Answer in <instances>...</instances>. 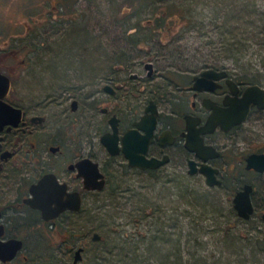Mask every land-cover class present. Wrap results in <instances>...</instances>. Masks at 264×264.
<instances>
[{
	"label": "rangeland",
	"instance_id": "374dc122",
	"mask_svg": "<svg viewBox=\"0 0 264 264\" xmlns=\"http://www.w3.org/2000/svg\"><path fill=\"white\" fill-rule=\"evenodd\" d=\"M197 1L64 0L65 9L79 16L77 23L64 21L69 30L54 36L64 19L57 11L49 20V40L41 45L40 57L29 58L28 47L36 42L37 33L43 34L47 22L43 10H36L37 3L29 6L31 0H0V59L13 79L18 95L13 100L29 107L41 98L68 95L67 90L84 84L85 78L106 81L121 72L123 63L118 56L122 54L138 55L141 58L136 57L137 63L140 59L156 61L157 77L147 81L148 87L140 85L139 95L155 85L166 92L174 90L163 74L189 75L186 69L207 65L227 67L236 80L241 81L244 75L245 85L264 87V0H223L226 4ZM231 6L236 12L229 15ZM177 7L186 8L188 13L175 14L177 24L171 30L166 25H143L149 18L161 21L163 12L170 13ZM227 15L233 20L227 24V33L221 34L219 27L225 26L222 23ZM240 15L242 19H238ZM137 20L149 40L138 45L132 42L138 38L134 30L122 31ZM232 36L238 46L247 45V50L225 51L215 46L220 38ZM27 40L30 43L25 48ZM15 52L19 54L14 56ZM139 64L126 74L140 73L148 80L147 71ZM51 111L49 125L40 134L64 147V166L78 148L89 147L93 141L98 144L94 129L77 125L87 122L84 111L76 118L61 105H54ZM256 120L258 123H246L237 132L251 149L264 145V114ZM260 140L263 144L258 143ZM91 153L103 159L107 156L100 144L96 150L91 148ZM48 162L50 166L55 164L54 160ZM109 163L122 186L118 195L110 199L87 195L81 214L69 215L70 227L65 233L60 225L61 229L27 236L28 247L10 264H74L69 246L63 245L65 234L70 236V245L79 241L85 244L80 264H264V173L241 167L231 171L225 185L210 187L201 174L181 170L139 174L128 171L121 159L111 158ZM63 175L74 188L80 186L71 173L65 171ZM245 180L256 187L257 212L247 220L234 213L232 204L235 189ZM95 232L102 235L101 241L92 240Z\"/></svg>",
	"mask_w": 264,
	"mask_h": 264
},
{
	"label": "flooded vegetation",
	"instance_id": "af4514ba",
	"mask_svg": "<svg viewBox=\"0 0 264 264\" xmlns=\"http://www.w3.org/2000/svg\"><path fill=\"white\" fill-rule=\"evenodd\" d=\"M31 1L33 4L27 2L28 5L34 6L37 3L36 10L39 8L43 10V16H45L47 21L43 24L45 26L43 28L44 34L41 37L37 36V39L44 40V36H46L47 40L49 38L48 34L50 33L48 26L49 20L51 16L55 17L54 14L59 11L57 8L61 3L65 7L64 0H57L55 3L54 1L56 0ZM74 6H77L76 3ZM177 9L182 10L179 7ZM64 10L67 11V9ZM62 11L63 9L59 11V14ZM33 14H29L30 19L33 18ZM162 15L163 18L161 21L149 18L148 22L143 25L147 28L155 24L159 26L166 25L171 30L177 24V21L174 20L177 15L172 14L170 18L169 11L163 12ZM30 23L32 25L31 21ZM131 29L134 30V33L141 31L142 23L137 20V22L132 24ZM28 43H30V40L26 41L27 45L25 48L28 46ZM32 47H28L29 58L40 57L39 49L34 50ZM21 50L24 49L21 48ZM17 54L19 53L15 52L13 55L17 56ZM141 61L139 60V64L135 59L134 61L130 58L123 60L121 61L123 64L119 66V71L121 72L108 77L106 81L97 80L96 78L95 80L85 78L83 80L85 82L84 84L73 85L72 88H69L67 90L68 95L65 93L54 97L51 95L50 98L49 96L47 98H41L38 104L27 107L13 100L14 97L18 96L14 92L13 79L9 71L3 68V63L0 59L1 72L4 75H8L12 81L11 89L3 98V101L15 107L22 108L24 112L18 126L7 123L0 130V239L8 241L16 238L24 241V248L18 253L16 258H19L22 255L21 253L24 252V249L28 247L27 236H34L38 232L44 234L46 231L49 232V229H61L60 225L63 227L65 233L66 228L70 227V223L68 222L69 215L81 214L87 195L91 194L93 197H100L109 193L110 184L108 181L110 174H112V165L109 163L111 158L121 159L128 171H135L139 174H144V172L150 173L152 171L173 173V171L181 170L182 172H188L192 160L196 162L197 168L205 164L219 171L218 177L222 183L217 186L225 185L227 180L231 178V171L238 170L241 167H244L252 173H261L257 170L247 169L246 165L247 156L255 154V152L264 153V145H258L255 149H251L249 144L245 142V137L237 133L243 129L246 123H258L256 122V117L264 114V110L260 109L258 105L253 104L246 121L232 127L228 131L222 126H218L213 132H203L214 111V108L210 107L209 104H215L219 108L226 109L229 106L225 101L241 99L245 88L249 85H245L244 82L236 80L227 67L207 65L195 70L186 69L185 72L190 73L189 75H183V73H176L177 75L175 76L163 74L167 85L175 86L174 90L166 92L164 89L162 90L155 85L147 88L141 92L142 95H139L140 85L148 87V84H146L147 81L150 82L151 79H156L158 74L156 61ZM148 62H153L155 70V74L151 77L147 72L148 80L142 79L140 73L126 74L136 64H139L138 67H144L147 71L146 64ZM210 68L217 71H225L227 74L224 77L211 80L212 82L209 81L210 79H207V88L205 89L199 90L195 88L196 76L200 77L203 72ZM230 79L234 80L238 85V96H235L234 92L231 91L229 85ZM106 86H109L110 89H107ZM75 101L77 102L76 108H74ZM152 101L158 110L156 116L157 122L153 137L150 139L151 141L148 145L146 157L148 159L156 157L161 161H166V163L155 169L143 170L134 166L131 167L125 152L120 151L118 155L109 153L106 146L101 142V137L112 130L110 118L116 116L119 120L118 130L121 147H123V137L130 131H132L136 138H142V136L146 135L147 131L143 128L141 129L137 123L141 122L142 117L146 114V110ZM54 105L55 107L56 105L63 106V110L73 118L78 117L81 114L80 112L84 111L87 122L83 124L82 121L77 122L75 120L77 125L83 128L94 129L99 138L98 144L93 141V143L90 142L89 147L78 148L75 157L67 163V166H64V147L57 142L48 141V138L42 137L40 134L45 126L49 125L48 121L51 118V112H53L51 110ZM201 140L206 147L213 148V153L217 154V156L204 160L198 156L197 151L189 148L188 143H190V146L196 145ZM42 143L46 146L43 147L41 145ZM258 143L263 144V140L258 141ZM99 144L107 155L104 159L91 153V148L96 150ZM87 157L100 165L101 171L106 176L105 189L93 190L84 187V178L79 175L80 170L76 166V163ZM48 159L49 161L54 160L55 164L50 166ZM70 165H74L76 168L71 169ZM65 171L71 173L76 180L78 179L79 188H74L71 182L67 180L63 175ZM46 174L55 175L61 184L67 183L70 191H79L81 193L83 206L80 211L76 212L67 209L55 219L47 220L43 217V212L39 207L32 206L30 201L34 197V193L31 190L32 186L38 184ZM200 174L205 177L206 181V176L202 172L197 173V175ZM246 183L253 185L251 198L252 203L255 202L256 187L254 183L248 180L243 181L235 189L232 197L234 213H237L234 204L235 195ZM209 186L215 187L216 185ZM254 207L255 213L257 212L256 203H254ZM65 237L63 245L69 246V255L74 263L75 251L80 249V247H84L85 252L86 246L85 244H81V241L74 246L70 245V236L65 234ZM4 263L10 264L12 262Z\"/></svg>",
	"mask_w": 264,
	"mask_h": 264
},
{
	"label": "water",
	"instance_id": "95a60500",
	"mask_svg": "<svg viewBox=\"0 0 264 264\" xmlns=\"http://www.w3.org/2000/svg\"><path fill=\"white\" fill-rule=\"evenodd\" d=\"M147 72L149 76H153L155 73L153 62L146 64ZM227 73L225 71H217L213 68L207 69L202 75L196 76L195 88L199 90L207 88V79L209 81L224 77ZM137 76V75H136ZM12 81L8 75H4L0 70V130L3 129L5 124L9 123L18 126L19 121L23 117V110L20 107L4 102L3 98L10 91ZM231 91L235 96H238V85L234 80H229ZM110 89L109 86H106ZM244 94L241 99H230L225 101L229 106L228 108H219L215 104H209L214 108L212 116L209 118L206 128L203 132H213L218 126H222L225 130H230L236 125L242 124L246 121L250 114V109L253 104L264 110V88L257 83H253L245 88ZM76 101L74 108H76ZM157 108L152 103L148 106L146 114L142 117L141 122L137 125L147 131L146 135L142 138H136L132 131L128 132L123 137V147L120 146L119 141V120L116 116L110 118V125L112 130L101 137V142L106 146L109 153L112 155L120 154V151L125 152L126 158L129 160L130 166H134L141 169H155L162 166L166 161H161L154 157L148 159L146 153L148 152V145L150 139L153 137L154 128L157 122ZM191 150L197 151L198 156L204 160H208L211 157L217 156L213 153V148H208L204 143L199 141L196 145L188 143ZM55 150V148H53ZM76 166L79 167V175L84 178V187L86 189L103 190L106 187V176L100 169V165L94 162L91 158L87 157L82 159ZM76 166L70 165L71 169H75ZM247 169L257 170L264 173V153L250 154L247 156ZM190 174H197L202 172L206 176V182L209 185H221V181L218 177L219 171L212 166L203 165L197 168L196 162L191 160L189 171ZM34 193V197L31 201L32 206L39 207L43 212V217L47 220L55 219L61 213L67 209L72 211H80L83 206V199L79 191L73 192L68 189V184L59 183L58 179L53 174H46L43 179L32 186L31 189ZM252 191L253 185L246 183L245 186L238 191L234 198L235 209L240 217L247 220L250 219L255 211L254 203H252ZM264 220V213L262 215ZM1 233V232H0ZM94 242L102 240V235L99 232H95L92 236ZM24 241L21 239L12 238V240L0 239V261L13 262L16 259L18 253L24 248ZM84 247H80L74 253V264L80 263L84 259Z\"/></svg>",
	"mask_w": 264,
	"mask_h": 264
},
{
	"label": "trees",
	"instance_id": "16d2710c",
	"mask_svg": "<svg viewBox=\"0 0 264 264\" xmlns=\"http://www.w3.org/2000/svg\"><path fill=\"white\" fill-rule=\"evenodd\" d=\"M192 1H195V2H198L197 0H192ZM213 2H216V3H221V4H226L227 2L226 1H223V0H213ZM182 6V5H181ZM185 6V5H184ZM178 8V7H177ZM220 8V7H219ZM233 6H231V10H229V15L230 14H232V13H234V11H235V8H233ZM60 10L61 11V9H65V7H63V4L61 3L60 4V6H58V8H57V10ZM172 11H170V15L171 14H177V13H179V14H181V15H184L185 16V13H188V11L186 10V8H184V9H182V10H179V9H176V10H174V9H171ZM236 12V11H235ZM67 13H68V15H70V13H72V11H70V10H68L67 9V11L66 12H60V16L59 17H61V18H64V19H62L63 20V24L61 25L62 27H61V29L59 30V32H57V33H55L54 34V36L55 35H57V34H59V36H60V34H64V32H66L67 30H69L68 29V25H65L64 24V21H66V22H72L73 21V24H76L77 23V21H78V19H79V16H77V15H73V13L68 17V18H66L68 15H67ZM77 13H78V11H77ZM76 13V14H77ZM67 15V16H66ZM229 15H227L226 17H227V20L225 21V22H223L222 23V25H225V26H221V27H219L220 28V31H221V34H225V33H227V31L229 30V27H227V24L228 23H230L231 22V20H233V19H228V16ZM53 17V16H52ZM223 17H224V15H223ZM60 18V19H61ZM263 20H264V16H262L261 17ZM238 19H242V16L240 15V18H238ZM238 19H236V20H238ZM189 20V19H188ZM235 20V21H236ZM191 23H193V20H189ZM65 26V27H64ZM125 26V25H124ZM131 26L132 25H130V26H126L125 28H123V33H126L127 32V30H128V28H129V30H131ZM45 27V26H44ZM140 28H141V26H140ZM44 34V33H43ZM43 34H41V33H37V35H36V39H37V36H39V37H41ZM133 34H137L138 35V38L137 39H134V40H132V42L133 43H135L136 45H138V43L139 42H144V41H149V40H147V35L146 34H143V33H141V31H138V32H135V33H133ZM45 37V39L44 40H40V39H37V41L35 42V43H32V45L34 44V46L32 47V45L30 46V47H32V49H34V50H36V49H40L41 48V45H44V44H46L47 42H48V40L49 39H47L46 40V36H44ZM263 41H264V39H263ZM263 41H261V43L263 42ZM212 44V43H211ZM216 43L214 42V45H215ZM262 44H264V43H262ZM216 47H221V48H223V50H225V51H227V49L229 48V51L230 50H233V51H235L236 49H238L237 51H239V49L241 50V48H242V50L243 51H246L247 50V45H239L238 46V44H237V40L232 36V37H223V38H220V40H219V45L217 44V45H215ZM124 51V50H123ZM125 52V51H124ZM123 52H120V55L122 54ZM119 57V59H121V61H123V60H128V58H130V59H135V60H137V58L136 57H139L138 55H127V56H125L124 54H122L121 56H118ZM139 58H141V57H139ZM139 58H138V60H139ZM140 60H142V59H140ZM214 67H215V65H214ZM240 79H241V81L242 82H245L246 81V77L244 76V75H241L240 76ZM253 82V80L251 81V83ZM147 93V92H146ZM151 97V96H150ZM155 173H156V171H152V172H150V174H153V175H155ZM109 187H110V191H109V193H107V195H106V199H110L111 197L112 198H114L115 197V195H118V193L120 192V189H122V186L120 185V184H118V180L115 178V176L113 175V174H110V177H109ZM109 197V198H108ZM75 226V225H74Z\"/></svg>",
	"mask_w": 264,
	"mask_h": 264
}]
</instances>
